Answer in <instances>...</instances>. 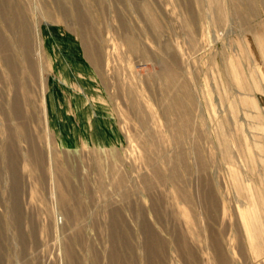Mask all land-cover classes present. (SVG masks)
I'll use <instances>...</instances> for the list:
<instances>
[{
    "label": "rangeland",
    "instance_id": "1",
    "mask_svg": "<svg viewBox=\"0 0 264 264\" xmlns=\"http://www.w3.org/2000/svg\"><path fill=\"white\" fill-rule=\"evenodd\" d=\"M0 264H264V0H0Z\"/></svg>",
    "mask_w": 264,
    "mask_h": 264
}]
</instances>
